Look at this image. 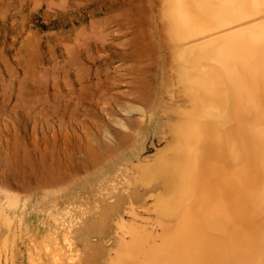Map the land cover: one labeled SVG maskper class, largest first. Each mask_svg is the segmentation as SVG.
Wrapping results in <instances>:
<instances>
[{
  "label": "rangeland",
  "instance_id": "rangeland-1",
  "mask_svg": "<svg viewBox=\"0 0 264 264\" xmlns=\"http://www.w3.org/2000/svg\"><path fill=\"white\" fill-rule=\"evenodd\" d=\"M166 27L162 0H0V264H33L32 259L36 264L67 262L62 218L53 203L64 206L72 198L68 188L93 175V168L72 171L81 153H76L79 136L71 131L80 132L78 122L84 112L90 119V137L80 140L83 151L101 139L132 147L135 139L119 135L114 128L148 127L150 121L142 111L167 106L164 94L170 77L177 80L178 100L171 105V121L180 122L195 112L198 101L179 82L181 77L189 78V70L175 68L171 76L166 72L173 63ZM96 82L114 86L118 94L110 116L98 113L87 100L86 91L96 90ZM100 113L107 124L101 138L91 128L101 124ZM48 137L52 142L46 152ZM157 139L146 131L140 155L162 150L166 140ZM53 152L59 160V179L48 183ZM250 154L245 177L239 172L242 163L230 160L231 171L246 186L257 172ZM228 209V219L217 209H206L200 211V219L184 221L170 239L172 246L163 263L173 264L189 252H205V264L250 261L256 251V224L248 219L245 207L240 212L230 202ZM83 226L80 230H91L88 244L79 242L76 248L83 264H106L111 254L120 253L121 238L110 232L100 235L88 221ZM55 236L58 263L45 253ZM163 245L164 241L154 240L149 249L133 254L134 262L154 263L151 252Z\"/></svg>",
  "mask_w": 264,
  "mask_h": 264
},
{
  "label": "bare ground",
  "instance_id": "bare-ground-1",
  "mask_svg": "<svg viewBox=\"0 0 264 264\" xmlns=\"http://www.w3.org/2000/svg\"><path fill=\"white\" fill-rule=\"evenodd\" d=\"M162 5L173 53L166 72L171 76L175 68L189 70V78L181 77L179 82L194 95L198 106L186 119L171 121L170 108L178 100L177 80L170 77L164 94L167 106L142 111L150 121L148 127H142L143 131L114 128L119 135L135 139L132 147L101 139L83 151L80 140L90 137V119L87 112L78 118L80 132H71L79 136L76 153H81V161L72 171L93 168V175L68 188L72 198L64 206L53 203L62 218L65 264H83L76 248L79 242L88 244L91 230H80L87 221L100 235L110 232L122 239L120 253L111 254L106 264H136L133 254L149 249L157 239L165 245L151 252L152 264H164L170 239L184 221L200 219V211L206 209H217L228 219L230 202L240 212L246 208L258 235L256 251L245 256L250 261L244 263V259L240 264H264V0H162ZM97 85L96 90L86 91L87 100L98 113L110 116L109 108L118 94L114 86ZM104 115H98L100 125L91 127L100 138L107 129ZM146 131L158 135L157 140L165 139L166 145L143 157ZM46 142L44 148L49 152L51 137ZM248 152L256 159L257 172L246 186L231 171L230 160L242 163L239 172L244 176ZM50 155L46 179L53 183L59 179V160L54 152ZM53 240L45 253L58 263L56 236ZM206 259L205 252H189L172 263L205 264Z\"/></svg>",
  "mask_w": 264,
  "mask_h": 264
}]
</instances>
